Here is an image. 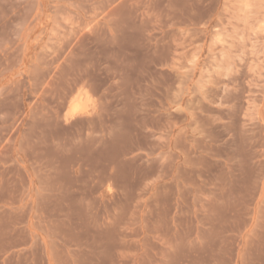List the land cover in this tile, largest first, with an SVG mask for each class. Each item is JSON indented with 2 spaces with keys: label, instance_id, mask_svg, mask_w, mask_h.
<instances>
[{
  "label": "rangeland",
  "instance_id": "374dc122",
  "mask_svg": "<svg viewBox=\"0 0 264 264\" xmlns=\"http://www.w3.org/2000/svg\"><path fill=\"white\" fill-rule=\"evenodd\" d=\"M8 223L10 264H264V0H0Z\"/></svg>",
  "mask_w": 264,
  "mask_h": 264
},
{
  "label": "crops",
  "instance_id": "0c3cea01",
  "mask_svg": "<svg viewBox=\"0 0 264 264\" xmlns=\"http://www.w3.org/2000/svg\"><path fill=\"white\" fill-rule=\"evenodd\" d=\"M25 228V226H23ZM16 226L15 223H8L0 226V244H3L2 249L5 252L0 256L3 264H10V260L15 259L16 249ZM14 264V262H13Z\"/></svg>",
  "mask_w": 264,
  "mask_h": 264
}]
</instances>
